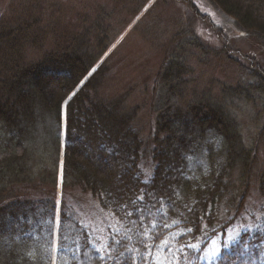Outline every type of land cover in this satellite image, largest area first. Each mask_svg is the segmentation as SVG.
Returning a JSON list of instances; mask_svg holds the SVG:
<instances>
[{
  "label": "trees",
  "instance_id": "obj_1",
  "mask_svg": "<svg viewBox=\"0 0 264 264\" xmlns=\"http://www.w3.org/2000/svg\"><path fill=\"white\" fill-rule=\"evenodd\" d=\"M148 1L72 7L11 0L0 15V264H52L53 255L55 264H264L263 229L243 230L214 258H203L230 222L218 223L232 176H247L257 158L231 111L234 99L262 114L264 144V69L254 61L253 83L200 91L179 41L150 81L121 84L105 54L127 24L119 25V16H136ZM177 1L209 20L193 0ZM209 1L264 48V0ZM149 92L162 93L163 106L150 104L156 131L145 136L140 116ZM42 125L44 143L37 142ZM215 136L221 148L208 150L205 167L194 171L191 156ZM147 154L149 176L142 167ZM260 184L264 193L262 177ZM67 196L94 200L119 229L95 237Z\"/></svg>",
  "mask_w": 264,
  "mask_h": 264
},
{
  "label": "rangeland",
  "instance_id": "obj_2",
  "mask_svg": "<svg viewBox=\"0 0 264 264\" xmlns=\"http://www.w3.org/2000/svg\"><path fill=\"white\" fill-rule=\"evenodd\" d=\"M10 1L0 0V15L6 12V5ZM18 1L20 0H15V2ZM60 1L72 7H92L101 5L105 1L106 7H114L111 0ZM193 2L197 5L198 11L202 15H207L209 20L206 16L196 17L184 3L177 0H149L132 18L130 12H123L118 18L122 21L119 25L124 22L127 24L119 28L117 39L105 54L111 53L109 61L111 77L118 73V80L124 85L149 80L161 66L171 47L180 41L185 46V58L193 71L191 77L200 88L197 90H204L201 88L205 86L218 88L223 85L234 87L239 83H253L254 79L249 75L250 65L255 61L264 69V48L254 37L242 34L231 18L225 16L209 0H193ZM117 3L118 0H116ZM195 39L199 40L203 50L195 44ZM223 41H227L231 51L229 54L224 50ZM139 95L144 97L143 94L139 93ZM238 99L233 100L231 111L239 121L245 144L256 150L257 158L247 176H241L239 172H235L231 178L228 193L220 205L218 223L231 219L225 232L217 234L209 241L203 256L206 261L214 258L221 245L231 243L241 231L264 230V193L259 189L260 177L264 180V144L258 138L262 114L258 115L252 104ZM162 100L163 95L160 92L156 94L149 92L145 99L146 108L140 116V127L144 128L145 136H152L156 131L152 123L153 117L149 119L151 123L148 120L150 104L161 109ZM41 127L42 132L37 142L44 143L43 140H47V134L43 132L45 126ZM56 137L61 147L56 185L58 192L56 215H58L63 197L61 185L62 148L65 139L64 110ZM160 137H163V133H160ZM219 141L217 136L209 138L204 146L191 156L190 161L194 171L198 172L205 167L208 150L218 151L221 148L222 144ZM152 166L151 158L147 154L142 162L146 176H149ZM66 202L75 208L76 215L91 229L95 237H99L107 229L111 231L119 229L115 219L96 207L97 203L94 200L90 198L74 200L67 196ZM219 225L221 224L217 227ZM52 264H55L54 260Z\"/></svg>",
  "mask_w": 264,
  "mask_h": 264
}]
</instances>
